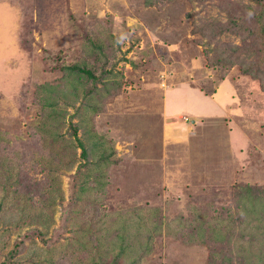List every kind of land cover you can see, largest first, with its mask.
I'll return each mask as SVG.
<instances>
[{"label": "rangeland", "instance_id": "374dc122", "mask_svg": "<svg viewBox=\"0 0 264 264\" xmlns=\"http://www.w3.org/2000/svg\"><path fill=\"white\" fill-rule=\"evenodd\" d=\"M235 1L0 0V264H262L264 90L238 66L198 87L218 75L197 29ZM94 51L119 83L94 115L96 189L68 133L79 102L56 136L33 101Z\"/></svg>", "mask_w": 264, "mask_h": 264}, {"label": "trees", "instance_id": "16d2710c", "mask_svg": "<svg viewBox=\"0 0 264 264\" xmlns=\"http://www.w3.org/2000/svg\"><path fill=\"white\" fill-rule=\"evenodd\" d=\"M245 1L246 3L243 0L235 1V4H240L241 8L239 6L232 8V5L228 6V3H226L229 10H238L234 16L227 11L228 15L225 21L213 18L211 21L202 22L197 29L205 39L203 54L206 59V65L210 69H215L218 75L216 82L207 79L206 87L198 86L205 95H212L223 82L229 70L235 66H238L243 75L259 80L260 86L264 90V0ZM231 36L238 37L239 41H233L230 38ZM19 41V44H23L22 39H19ZM95 47H97V50L98 48L99 50L101 49L99 44H96ZM94 52H96V56L91 65L71 64L60 69L56 82L38 84L35 89V97L38 99L33 101L40 106L42 111L48 112L43 116L45 122L42 127L43 125L50 126L51 133L56 136L59 135V131L65 123L64 117L67 107H74L79 102V105L74 107L76 113L71 115V118L76 116L77 120L69 122L68 133L76 136L78 130L81 131L83 140L79 137L77 140L81 148V155L84 158V163L81 165L85 167V170L82 173L88 177L90 183L85 188L95 187L96 189L98 185L104 184L100 182L101 178L104 177L101 174V167L108 160V155H104L103 151V155L93 157V160L91 159L94 153L101 151L100 146L102 145V143L93 138L95 131V126L93 125L94 115L99 111V98L101 101L105 97L110 96L113 88L118 90L119 83L113 78L104 79L108 77L111 70L105 69L106 62H102L97 56L98 51ZM98 69L99 73L97 74L96 71ZM99 83H101L102 87L99 86ZM84 114L89 115L84 116ZM49 120L51 121L50 124H48ZM90 122L91 125L89 124ZM79 174L80 171L77 170L71 176L73 183L76 182L74 179ZM79 187L80 189L78 190L73 189L76 192L71 197H81L82 191L80 190H83V188ZM245 202L251 205L258 203L255 197L250 196L245 199ZM251 207H256V205ZM123 237L125 238L124 234L121 235V238ZM21 247H23L21 243L19 246L15 245V252L17 253ZM125 249L123 245L117 254L118 257L125 252ZM247 251L251 254L242 257L244 262L249 264V259L250 264L261 262L260 259L258 261L254 251L253 254L252 250ZM138 263L139 259H136L131 260L129 264ZM262 264H264V261Z\"/></svg>", "mask_w": 264, "mask_h": 264}, {"label": "built area", "instance_id": "2783aa9c", "mask_svg": "<svg viewBox=\"0 0 264 264\" xmlns=\"http://www.w3.org/2000/svg\"><path fill=\"white\" fill-rule=\"evenodd\" d=\"M185 120H187V117H185Z\"/></svg>", "mask_w": 264, "mask_h": 264}]
</instances>
